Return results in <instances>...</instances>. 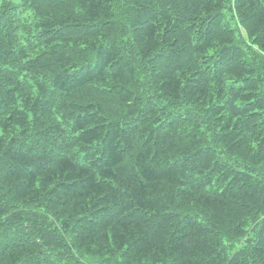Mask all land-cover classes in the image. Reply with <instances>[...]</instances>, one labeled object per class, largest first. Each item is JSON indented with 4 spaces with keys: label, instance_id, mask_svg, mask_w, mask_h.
Wrapping results in <instances>:
<instances>
[{
    "label": "trees",
    "instance_id": "1",
    "mask_svg": "<svg viewBox=\"0 0 264 264\" xmlns=\"http://www.w3.org/2000/svg\"><path fill=\"white\" fill-rule=\"evenodd\" d=\"M0 264H264V0H0Z\"/></svg>",
    "mask_w": 264,
    "mask_h": 264
}]
</instances>
